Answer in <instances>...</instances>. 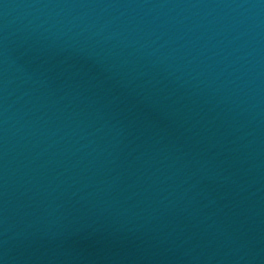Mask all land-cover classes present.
Here are the masks:
<instances>
[{"label": "water", "instance_id": "water-1", "mask_svg": "<svg viewBox=\"0 0 264 264\" xmlns=\"http://www.w3.org/2000/svg\"><path fill=\"white\" fill-rule=\"evenodd\" d=\"M0 264H264V0H0Z\"/></svg>", "mask_w": 264, "mask_h": 264}]
</instances>
